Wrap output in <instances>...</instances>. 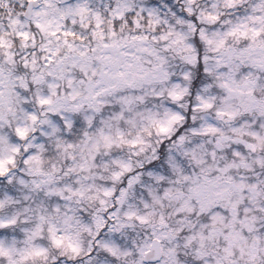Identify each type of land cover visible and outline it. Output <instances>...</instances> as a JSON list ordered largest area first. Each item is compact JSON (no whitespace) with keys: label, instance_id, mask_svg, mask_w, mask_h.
Returning <instances> with one entry per match:
<instances>
[{"label":"snow or ice","instance_id":"6c2138e0","mask_svg":"<svg viewBox=\"0 0 264 264\" xmlns=\"http://www.w3.org/2000/svg\"><path fill=\"white\" fill-rule=\"evenodd\" d=\"M0 264H264V0H0Z\"/></svg>","mask_w":264,"mask_h":264}]
</instances>
